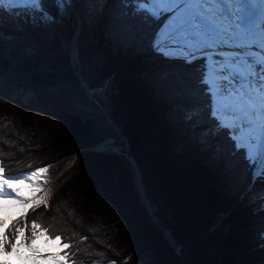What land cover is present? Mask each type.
<instances>
[{
  "label": "trees",
  "instance_id": "trees-1",
  "mask_svg": "<svg viewBox=\"0 0 264 264\" xmlns=\"http://www.w3.org/2000/svg\"><path fill=\"white\" fill-rule=\"evenodd\" d=\"M43 3L55 25L74 29L55 0ZM121 3L104 0L98 13L92 53L102 63L96 85L90 86L107 88L103 107L127 140L154 219L113 127L120 150H95L88 138L99 117L67 114L63 127L0 103L5 177L77 156L63 185L70 195L60 190L50 204H40L18 222L35 220L52 242L60 236L57 256L68 264H264V181L252 178L253 165L234 150L230 137L204 135L211 126L207 119H184L182 109L196 103L187 91L191 69L155 53L149 41L156 25L149 29L123 15ZM43 26L38 15L26 13V4L10 12L0 6V34L5 29L6 35L18 36L22 30V38H28Z\"/></svg>",
  "mask_w": 264,
  "mask_h": 264
},
{
  "label": "snow or ice",
  "instance_id": "snow-or-ice-1",
  "mask_svg": "<svg viewBox=\"0 0 264 264\" xmlns=\"http://www.w3.org/2000/svg\"><path fill=\"white\" fill-rule=\"evenodd\" d=\"M24 3L26 13L31 12L33 19L38 15L45 24L54 22L43 0H24ZM70 3L71 0L66 3L55 0L61 15ZM12 7L4 4L6 12L12 11ZM121 7L125 9L123 15L138 18L149 29L156 25L149 41L155 53L191 69L187 75L192 84L187 91L196 103L190 109H182L184 119L187 122L207 119L211 126L204 135L222 133L230 137L234 150L246 154V161L254 166L253 177L264 181V3L260 0H122ZM72 59L78 61L75 49ZM162 78L166 79L167 73ZM4 171L0 166V213L23 210L29 199L37 207L47 204L43 198H35V193L41 190L38 181L47 172L46 167L7 178ZM15 184L28 187L31 197L24 196ZM261 211L264 212V206ZM31 227L32 242L12 243L9 253L5 247L9 243L8 234L0 220V254L15 255L37 264L34 257H26L19 251L27 247L30 252L38 253L35 229L39 225L34 220ZM20 231L16 229L17 233ZM260 237L264 238V231Z\"/></svg>",
  "mask_w": 264,
  "mask_h": 264
},
{
  "label": "rangeland",
  "instance_id": "rangeland-1",
  "mask_svg": "<svg viewBox=\"0 0 264 264\" xmlns=\"http://www.w3.org/2000/svg\"><path fill=\"white\" fill-rule=\"evenodd\" d=\"M5 3L13 7L25 5L24 0H0V6ZM103 3L104 0H71L64 13L69 23L75 25L74 29L66 28L61 23H58L60 27L54 22L44 23L42 30L32 29V34H27L28 38H22V30H19L18 36H8L4 29L0 34V103L24 109L63 127L68 125L67 114L83 116L88 120L99 117L101 119H98L97 128L90 134L89 141L100 151L118 152L121 148L120 139L99 109L104 108L103 105L107 108V88L105 84L90 86L96 85L98 68L102 63L100 55L92 53V47L96 42L94 28ZM73 49L78 52V61L75 62L72 59ZM79 76L93 90L92 98L87 96ZM123 144L126 146V143ZM76 158L77 156L46 167L47 172L42 173L38 181L41 190L35 193L36 200L43 198L50 204L54 194L62 189L64 195H70L63 185L74 172L72 167ZM253 172L254 166L252 178ZM14 187L19 188L24 196L31 197V190L25 185L15 184ZM77 200L79 199H72ZM35 207V201L29 199L24 209H19L20 214L16 215L14 224L6 231L13 243L22 242L27 245L32 242L31 224L18 221L24 219ZM82 212L92 214L91 210ZM4 214L0 213V217ZM17 228L21 229L19 233L16 232ZM35 231L38 253L30 252L27 247H21L19 251L34 257L37 264H68L57 256L62 245L57 240L50 241L39 228ZM10 258L5 259L3 264H19L16 263V256L11 260ZM29 262L20 261V264H30Z\"/></svg>",
  "mask_w": 264,
  "mask_h": 264
},
{
  "label": "water",
  "instance_id": "water-1",
  "mask_svg": "<svg viewBox=\"0 0 264 264\" xmlns=\"http://www.w3.org/2000/svg\"><path fill=\"white\" fill-rule=\"evenodd\" d=\"M103 10H104V7L102 6L100 8V10H99L100 14L103 12ZM100 14H99V16H100ZM79 79H80V82L83 84L85 91L87 92V96L90 97V98H92V96H93V90L89 89V85L84 81V79H83L82 76H79ZM99 109H100V114L104 117V119L107 122V124H109L111 127H113L115 129V131L117 132V134L121 136V138L123 139V142L126 143V146H124V148H125V156L129 160V162L131 163V165H133L136 168L135 169V176H136L137 181L139 182V193L141 195V198L143 200V204L146 207L148 213L150 214V216L152 217V219H154V215H153L151 209L149 208L148 201H147V198H146L145 193H144V187H143V184H142L139 167L136 164V162L133 159V157L128 152V149H127V146H128L127 145V140L121 134V132H120L119 128L117 127V125L113 121H111V119L109 118V115L107 114V112L105 111V109L102 108V107H99ZM95 150H98V149L96 148ZM166 238L169 241V243H172L171 242V239H170V237L168 235H166ZM174 248H175L176 253L178 255H181L180 248L179 247H176V246Z\"/></svg>",
  "mask_w": 264,
  "mask_h": 264
},
{
  "label": "bare ground",
  "instance_id": "bare-ground-1",
  "mask_svg": "<svg viewBox=\"0 0 264 264\" xmlns=\"http://www.w3.org/2000/svg\"><path fill=\"white\" fill-rule=\"evenodd\" d=\"M260 2H261V3H264L263 1H260ZM89 89H90V88H89ZM13 196H14V195H13ZM26 210H28V206H26ZM19 212H20L19 209H16V210L12 211L10 214L5 213L3 216L0 217V220H2L3 223H4V230H5V231H8V229L14 224V222H15V220H16V215H17V214H20ZM9 216H10V218H9ZM6 233H7V232H6ZM12 243H13V242H12L11 240H9V243L5 246L6 249H7V251H8L9 253L11 252V244H12ZM26 254H27V253L23 252V255L27 257L28 255H26ZM10 257H11V258H10ZM13 257H15V255H2V254H0V264H3L5 259L10 258V260H11ZM1 258H2L3 260H1ZM20 261L24 262L25 260H20V259H18V260H16V263H19V264H20ZM29 263H30V262H29ZM30 264H31V263H30Z\"/></svg>",
  "mask_w": 264,
  "mask_h": 264
}]
</instances>
